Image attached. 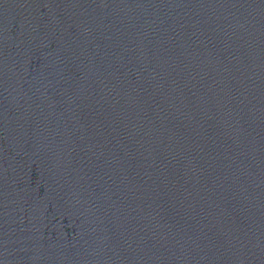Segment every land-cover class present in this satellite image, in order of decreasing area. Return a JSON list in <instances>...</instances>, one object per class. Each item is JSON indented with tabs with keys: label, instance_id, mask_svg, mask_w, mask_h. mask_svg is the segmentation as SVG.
Here are the masks:
<instances>
[{
	"label": "water",
	"instance_id": "95a60500",
	"mask_svg": "<svg viewBox=\"0 0 264 264\" xmlns=\"http://www.w3.org/2000/svg\"><path fill=\"white\" fill-rule=\"evenodd\" d=\"M0 264H264V0H0Z\"/></svg>",
	"mask_w": 264,
	"mask_h": 264
}]
</instances>
